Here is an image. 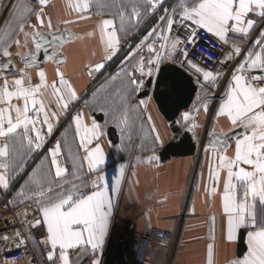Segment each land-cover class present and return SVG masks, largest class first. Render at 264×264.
<instances>
[{
	"label": "snow or ice",
	"instance_id": "snow-or-ice-1",
	"mask_svg": "<svg viewBox=\"0 0 264 264\" xmlns=\"http://www.w3.org/2000/svg\"><path fill=\"white\" fill-rule=\"evenodd\" d=\"M37 3L39 11L25 4L18 17L19 34L24 36V44L21 45L20 40L0 42V56L4 58H10L13 55L9 51L12 43H15L18 48L21 46L28 48L30 40L34 46V51H29L27 54L15 53L22 60L27 61L24 64V70L19 72V78L9 80L10 64L0 65V73H5L0 75V142H2L0 158H9L10 154H17V144L23 148L26 143L29 152L40 149L43 145V127H47V135L51 136L53 132L51 121H58L59 117L68 110L71 101L77 99L72 86L59 70L56 72L58 84L56 80L49 83L43 70L37 71L38 82L33 83L27 72L28 68L37 64V55L41 52L45 53V61L54 59V52L53 55H48L49 47L55 50L58 47L57 42L64 41L62 35L51 31L50 19L45 25L44 7L48 0H37ZM163 3L164 0H128L127 3H124V0H111V4L106 0H79L78 3L68 0L67 7L74 12L86 13L95 4L98 9L96 14L100 16L105 14L101 11L102 9H115L107 13L112 16V19H101L97 25L101 42L106 44L105 59L110 60L118 51L120 41L117 33L121 32L126 36L128 30L133 27L129 17H141L142 12L145 15H154L159 8L163 7ZM18 8L20 5L14 3L13 13ZM33 13L37 24L27 25L32 29L29 33L25 31V23ZM177 15L179 20L176 19ZM116 19H119L118 27L114 25ZM158 19L164 23L148 31L136 45L135 51L130 53L131 59L139 56L132 66V71L127 73L130 92L142 91L145 83H152L153 79L158 88L163 85L162 96L179 88L178 81L163 75L165 69L161 65L165 59L172 63H179L182 68L187 65V70L194 69L193 75L202 74V87H216L222 78V69L216 74L212 70H204L188 59L189 53L182 50L184 59L179 61L174 59L177 46L194 45L198 29L205 30L225 45L230 44V34H235L240 41L231 43V51H225L223 58L219 61L223 67L231 61L236 63L233 64L231 80L225 92L226 98L220 103L216 116H225L233 130L239 128L242 131L235 132L234 136L228 138L235 140L234 155L231 157L219 154L220 151L226 153L229 146L227 140L212 134L213 140L218 141V164L214 169L210 168V178L218 183L220 172L226 173L221 200L223 212L227 216V241H233L238 230L249 229L247 232L248 254L241 260L232 261L231 264H264V75L252 74L254 70L264 73V0H179V10L174 7L169 14L168 9L165 8ZM5 23L7 24L8 21ZM174 25L188 29V36L181 39L179 35L175 38L168 35L172 32ZM193 25L195 27H192ZM45 27L49 29L48 32L40 30ZM258 28L261 30L258 32L259 38L255 39L254 45L249 49L242 48L241 43L246 42ZM107 29L112 30L109 32ZM88 35L91 36L92 33ZM152 37L156 39L149 42ZM159 41L163 43L160 50H156L154 44ZM169 43H171V50L167 51L165 57L166 46ZM144 48L150 54L147 58L141 54ZM238 56L241 57L239 61L236 60ZM102 67L103 64H97L95 71H99ZM136 73H139V78L136 77ZM144 77L148 78L147 81L143 79ZM197 84H201L199 76H197ZM130 92L126 89L122 94L125 109ZM50 96L55 99L57 112H52L48 108V104L52 102L49 99ZM208 98L206 93L204 99ZM203 107L206 112L208 104L204 103ZM113 119L115 126L121 128V125L127 123L126 112H122L120 117L114 116ZM191 119L190 113H185L182 117L185 122L183 126L189 131L197 126L194 123H188ZM73 120L80 148L86 153L83 160L87 164L88 175L100 173L101 166L105 163V155L99 144L100 138L104 135L101 126L93 119L90 128H82V114H77ZM37 125L41 127L38 128ZM121 131H123L122 128ZM94 141H96L95 147H89ZM154 143L163 147V141L160 140L159 135L155 137ZM68 151L74 170L73 181L67 179V169L58 161L61 155V144L57 142L55 148L50 151L54 176L49 171L42 179L34 178L32 183L37 190L21 189L16 199L9 203L13 206L23 205L25 201L36 204L42 220L37 218L30 226L35 227L41 224L46 226V239L41 242L49 248L47 251L49 264H57V259L60 264H70L67 253L77 248H83L85 251L90 249L94 257L91 264H102V260L95 257L98 251L103 253L110 218L113 214V199L109 196L105 176L95 175L90 182H85L82 165H79L80 157L73 156L71 148ZM8 167L6 160H0V169ZM124 169L125 165L121 164L117 170L118 175L111 186L113 194L119 191ZM21 171H23L22 168ZM13 178L6 173H0V189L7 192ZM24 215L26 217L27 213ZM24 223H28L27 219ZM15 235L19 237L21 233L16 232ZM3 239L7 241L8 237L4 236ZM23 243L24 240H20L17 247ZM211 247L209 245L210 255Z\"/></svg>",
	"mask_w": 264,
	"mask_h": 264
},
{
	"label": "crops",
	"instance_id": "crops-1",
	"mask_svg": "<svg viewBox=\"0 0 264 264\" xmlns=\"http://www.w3.org/2000/svg\"><path fill=\"white\" fill-rule=\"evenodd\" d=\"M78 2L79 0H72V3ZM106 2L111 4V0H106ZM127 2L128 0H124V3ZM14 3L19 4L20 8L15 13L12 10L10 16L6 18L8 23L4 24L0 29V42L20 40L21 45H23L24 36L19 34L18 17L25 4L31 6L35 11H39V5H32L28 1L23 0H15ZM67 4L68 0H48L44 7L43 19L45 25L49 19L51 20V31L68 32L70 40L65 42L57 51L54 59L37 61V64L28 68L27 72L31 76L33 83L38 82L37 71L43 70L49 83L56 80L58 84L56 72L59 70L72 86L77 99L71 101L68 110L59 117L58 121H51L53 124L51 136L47 135V127H43V145L40 149L29 152L26 143L23 148L17 144V154H10L9 158H0V160H6L9 165L7 169H0V173H6L14 177L10 181V187L7 190V192L11 191L9 201L15 200L21 189L25 191L29 189L37 190L32 183L34 178L42 179L49 171L54 176V169L51 168L52 157L50 151L55 148L57 142H60L61 155L58 157V161L61 166L67 169V179L73 181L74 170L68 151L71 148L73 156L80 157L79 165H82L85 182H90L95 175H104L105 182L109 188V196L113 199V214L110 218V227L103 253L101 254L98 251L95 258L102 260L105 255H109L112 252L114 238L111 230L114 216L123 222H133L137 231H147L153 227H161L172 233L178 225L179 217L184 213L173 264H231L234 260L243 259L248 254L247 232L249 229L238 230L236 238L231 242L227 241V216L223 212L221 200L223 180L226 173L224 171L220 172L218 183L210 178V168L214 169L216 164H218V141L213 140L212 134L227 140L229 146L226 153L220 151L219 154H226L231 157L234 155L235 140L228 138L234 136L235 132L242 131L239 128L233 130L225 116H216L221 102L215 105L207 138L201 149L200 159L196 165L194 182L189 194H187V189L195 165L194 155L187 158H170L165 162H162L159 157L161 150L181 130L188 129L183 126L185 122L182 120V113L190 111L194 107L195 111L188 123L196 124L197 126L192 128V131L198 136L202 135L210 108V103L206 102L208 109L205 112L203 107L204 97L206 93L208 97H211V90L214 87H202V74H196V76H199L201 84L197 89L190 108L182 112L175 122H167L158 112L151 97L139 99L137 96L141 91L130 92L127 75L108 76L106 70L107 65H114V63L121 60L122 55L128 49V47L123 49L122 45H128V41L142 31L148 15L142 12L141 17H129L133 27L128 30L126 36L124 33H117L120 41L118 51L112 56V59L106 60V44L101 42L97 25L101 19H112V16L107 13L115 11V9H102L101 11L105 14L100 16L96 14L98 9L95 4L86 13L74 12L67 7ZM12 5H9L10 10ZM1 8L2 3H0V10ZM65 21L69 22L66 23ZM28 24H37L34 13L30 15L25 23V31L31 33L32 29L27 27ZM114 25L118 27L119 19L114 20ZM40 30L43 32L49 31L46 27ZM111 30L107 29L109 32ZM260 30L258 28L253 32L246 42L241 43V47L245 49L251 48L255 39L259 38L258 32ZM89 33H92V35L89 36ZM239 42L235 34H230V45L231 43ZM9 51L13 53L10 58L2 56L0 58L11 59L16 62L21 59L20 56L15 55L16 52L27 54L29 51H34V47L29 40L28 48L23 46L18 48L15 43H12ZM58 57H63V60L58 61ZM236 60H241V57L238 56ZM235 63L236 61H231L228 64L232 67ZM97 64H103L99 71H95ZM17 68V74H8L9 80L19 78V72L24 70V67L18 66V64ZM87 69L99 74V86L94 91H91L89 95L87 94L91 86L86 72ZM191 71H194V69ZM254 71H256V75H264L258 70ZM0 75L2 74L0 73ZM126 89L130 92V98L125 109L122 94ZM86 95L87 97L80 108L82 128H90L94 119L101 126V131L104 133L99 140V144L105 155V163L101 166L102 171L100 173L91 175H88L87 164L83 160L86 153L80 148L74 120L73 118H68V113L72 107L77 105ZM49 99L52 102L48 104V108L52 112H57L55 99L51 96ZM122 112H126L127 118V123L121 125L123 131L115 126L113 119L114 116L120 117ZM98 114H102V121H98L95 118ZM37 127L41 126L37 125ZM111 127L116 130L118 136L116 144L112 143L108 136V129ZM157 135L163 141V147H160L158 143H154ZM95 143L96 141L89 147L94 148ZM121 164L125 165L124 175L121 178L119 191L113 194L111 186L115 182L118 175L117 170ZM21 168L23 171H21ZM16 173H19V175H16ZM75 183H79V181H75ZM7 192L0 189V198ZM20 206L17 204L14 207ZM44 227L46 231V226ZM240 231L245 233L244 243L246 251L242 256L238 257L237 245ZM209 245L212 246L211 255L209 254ZM34 251L40 262H48L47 253H42L36 247H34ZM152 252L154 263L164 264L167 253L166 247L156 245ZM67 254L69 255L70 264H91L94 258L90 249L88 251L83 248L71 249ZM57 264H60L58 259Z\"/></svg>",
	"mask_w": 264,
	"mask_h": 264
},
{
	"label": "built area",
	"instance_id": "built-area-1",
	"mask_svg": "<svg viewBox=\"0 0 264 264\" xmlns=\"http://www.w3.org/2000/svg\"><path fill=\"white\" fill-rule=\"evenodd\" d=\"M23 1H28L32 5H38L37 0ZM177 3L178 0L173 1L168 10L169 14L172 13V9L176 7ZM5 19L6 18L0 10V28L4 25ZM176 19L179 20L178 15L176 16ZM192 27L195 26L193 25ZM188 32V29L174 25L173 30L169 33V35L173 38L179 35L181 39H184L188 36ZM130 41H128V43ZM126 47L127 45H122L123 49H126ZM181 50L183 52H188V59H190L196 66H199L204 70H212L215 73L217 71L221 72L222 69V78L220 79L218 86L211 90V97L204 101V103H210V108L207 121L205 122L202 130V135L198 136L195 134V165L188 183L187 194H189L194 182L196 165L200 159L201 149L207 138L209 124L215 105L222 102L226 98L225 92L231 79L233 66L231 67L228 64L226 67H223L219 63L224 56V52L231 51V45H225L222 42H219L218 39L203 29L197 30L194 45L180 44L177 46L174 59L178 61L184 59ZM7 60L8 59L0 58V64ZM166 61H169V63L181 68L189 74L193 78V81L198 89L200 84H197V76L192 74L193 71L187 70V65L182 68L179 63H172L168 59H165V62ZM13 62L16 66L18 64V66L20 65L24 67V64L27 61L18 59V61ZM122 69L123 64L117 67L114 63V65H107L106 67L108 76L119 74ZM86 72L91 86L90 91L87 94L89 95L91 91H94L99 86V74L89 69H87ZM1 74L4 75L5 73ZM252 74L256 75V71H253ZM87 95L77 105L72 107L68 113V118H73L77 114H80L81 105ZM88 191H91V189H88ZM10 193L11 191L4 193L0 198V264H49L48 262H40L34 251V247L45 254L49 250V248L41 242L43 239H46L44 225H36L35 227L30 226L37 218L42 220V216L36 209V204L32 201H27L20 207H14L9 203ZM24 213H27L26 217ZM183 217L184 213H182L179 217V223L173 233H170L168 230L161 227H154L141 233L136 230L134 223H122L118 217H114L112 221V231L113 233L115 232V236H121L120 249L118 244V249L114 252L115 254L111 256L108 261H106L104 256L102 258V264H155L152 251L156 245L166 247L167 254L164 264H173V255L177 247ZM25 219H27L28 223H24ZM16 232H20L21 235L17 237L15 235ZM4 236L8 237L7 241L3 239ZM20 240H24V243L17 247Z\"/></svg>",
	"mask_w": 264,
	"mask_h": 264
},
{
	"label": "water",
	"instance_id": "water-1",
	"mask_svg": "<svg viewBox=\"0 0 264 264\" xmlns=\"http://www.w3.org/2000/svg\"><path fill=\"white\" fill-rule=\"evenodd\" d=\"M58 34L64 37L63 43L57 42L58 47L53 50L49 47L48 55H53L55 53L54 58L56 56L57 51L65 44V42L70 40L69 33L66 31H59ZM34 47V46H33ZM45 53L41 52L37 55V61H45ZM58 61L63 60V57H58ZM4 63L10 64V69L8 73L15 72L17 74L18 68L16 64L8 59ZM4 63L0 64L3 65ZM165 69L163 75L165 77H169L179 82L180 87L174 91H169L166 96H162L161 93L164 92V87L161 85L159 88L155 84V79H153L152 83H146L145 90L141 91L138 94V98L142 99L145 97H151L157 107L158 112L161 116L169 123L175 122L180 114L184 111H187L197 93V86L195 85L193 78L187 74L181 68L171 64L166 63L161 66ZM98 121L103 120L102 114H98L95 117ZM108 136L112 143L116 144L118 140V136L116 134V130L114 128L108 129ZM196 149V137L195 133L188 129L181 130L175 137L172 139L159 153L160 160L165 162L170 158H187L192 157L195 153ZM245 233L244 231H240L238 237V245H237V255L238 257L242 256V254L246 251V246L244 243Z\"/></svg>",
	"mask_w": 264,
	"mask_h": 264
},
{
	"label": "rangeland",
	"instance_id": "rangeland-1",
	"mask_svg": "<svg viewBox=\"0 0 264 264\" xmlns=\"http://www.w3.org/2000/svg\"><path fill=\"white\" fill-rule=\"evenodd\" d=\"M173 1L174 0H164L163 7L162 8H159V10L156 11L154 15H148L147 16V18L145 20V23L146 24H145L144 28L142 29V31H140L139 33H137V35L134 36L131 39V41L127 45V47H128L127 51L125 50L126 52H124V55H122L121 60L119 62L115 63V66L117 65V67L123 64V69H122V71L119 74H116L114 76L127 75V73L129 71H132V66H133V64H135L137 62V60L139 59V56H136L135 59H131L130 58V53H132V52L135 51L136 45H138L140 43L141 39L147 34L148 31H150L156 25L161 24V23H164V22L160 21L158 18H159L160 15L163 14L165 8L169 10V8L171 7ZM14 2H15V0H0V3H2L1 11H2V14H3V16L5 18H8V16H10V12H12V9L10 10L9 5H12ZM178 2H179V0H178ZM177 10H179V6H178ZM5 21H8V20L5 19ZM4 24H6V23H4ZM168 35H169V33H168ZM155 39H156V37H152V38H150V41L149 42H151L152 40H155ZM161 43H163V41L156 42L154 44V48L156 50H160ZM168 50H171V43H169L166 46V50H165V55L166 56H167V51ZM141 54L145 58L149 57V55H150L149 52H148V50L146 48L142 49ZM152 55H154V54H152ZM166 63H169V61L164 62L162 65H164ZM186 67L188 68V66H186ZM135 75H136L137 78H139V73H136ZM143 79L146 81V79H148V78L147 77H144ZM144 88L147 89L145 86H144ZM194 111H195V107L192 108L190 111H187V112L182 113V115H184L185 113H190V115L192 116L193 113H194ZM121 222L124 223L123 221H121ZM125 223H133V222H125ZM139 232L143 233V231H139ZM111 233H113L112 230H111ZM112 235H113V238H114V244H113V246H115V232ZM112 250H115V249L112 248ZM114 252H113V255L115 254ZM174 255H175V252H174ZM174 255H173V262H174ZM111 256H112L111 254L105 255L106 261H108Z\"/></svg>",
	"mask_w": 264,
	"mask_h": 264
},
{
	"label": "bare ground",
	"instance_id": "bare-ground-1",
	"mask_svg": "<svg viewBox=\"0 0 264 264\" xmlns=\"http://www.w3.org/2000/svg\"><path fill=\"white\" fill-rule=\"evenodd\" d=\"M118 244H119V249H120V244H121V236H115V246H113V248L115 249V250H112V252L110 253L112 256H113V252L114 251H116L117 249H118ZM120 251V250H119ZM118 251V252H119Z\"/></svg>",
	"mask_w": 264,
	"mask_h": 264
},
{
	"label": "trees",
	"instance_id": "trees-1",
	"mask_svg": "<svg viewBox=\"0 0 264 264\" xmlns=\"http://www.w3.org/2000/svg\"><path fill=\"white\" fill-rule=\"evenodd\" d=\"M178 6H179V2L177 3L176 8H178Z\"/></svg>",
	"mask_w": 264,
	"mask_h": 264
}]
</instances>
